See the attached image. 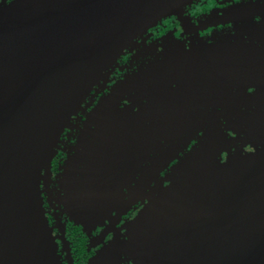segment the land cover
<instances>
[{
    "label": "flooded vegetation",
    "instance_id": "obj_1",
    "mask_svg": "<svg viewBox=\"0 0 264 264\" xmlns=\"http://www.w3.org/2000/svg\"><path fill=\"white\" fill-rule=\"evenodd\" d=\"M213 130L225 137L207 149ZM54 149L40 194L58 264H142L136 219L160 180L193 175L215 152L264 150V0H192L161 17L91 87ZM260 216L237 211L236 240Z\"/></svg>",
    "mask_w": 264,
    "mask_h": 264
},
{
    "label": "water",
    "instance_id": "obj_2",
    "mask_svg": "<svg viewBox=\"0 0 264 264\" xmlns=\"http://www.w3.org/2000/svg\"><path fill=\"white\" fill-rule=\"evenodd\" d=\"M191 1L13 0L0 9V264H58L40 180L61 131L122 51ZM218 135L205 133L203 146ZM215 153L149 195L136 219L142 264H264V150ZM242 210L261 214L248 241L236 240Z\"/></svg>",
    "mask_w": 264,
    "mask_h": 264
},
{
    "label": "rangeland",
    "instance_id": "obj_3",
    "mask_svg": "<svg viewBox=\"0 0 264 264\" xmlns=\"http://www.w3.org/2000/svg\"><path fill=\"white\" fill-rule=\"evenodd\" d=\"M141 227H142V226L138 225V229H140L141 232H142V228H141ZM136 250H137L139 256L143 255V251H144L143 246L137 244V246H136Z\"/></svg>",
    "mask_w": 264,
    "mask_h": 264
}]
</instances>
